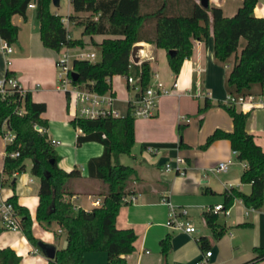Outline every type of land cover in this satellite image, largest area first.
<instances>
[{
	"label": "crops",
	"instance_id": "obj_1",
	"mask_svg": "<svg viewBox=\"0 0 264 264\" xmlns=\"http://www.w3.org/2000/svg\"><path fill=\"white\" fill-rule=\"evenodd\" d=\"M208 4L209 7H219L224 16H232L242 5V0H208ZM171 9L186 11L188 5L178 6L173 3ZM30 10L35 11V7L27 9L26 19L18 14L11 18L12 23L19 26L20 30L17 43L8 56V66L5 56L0 52V77L10 71L21 87L30 93L32 101L45 104L46 109L40 116L48 122L45 129L48 137L57 141L53 145L59 155L58 166L67 172L74 168L80 170V176L69 181V190L73 194L68 200L72 204L73 213L78 209L91 210L97 207L92 202L95 199L102 201L103 196L100 195L101 181L88 175L87 161L99 156L103 152V145L95 141L76 145V137L81 131L70 123L73 114L69 111L67 95L65 94V99L63 92L56 89L55 60L60 56V51L43 45L39 24L29 23L32 17ZM253 12L257 17H264L263 0L257 2ZM63 23L72 38H75L71 30L75 25L64 18ZM153 26L152 21L145 24L142 33L144 37L152 36ZM81 31L82 29L78 37L81 36ZM102 38L100 35L94 36L97 42ZM243 39H239L238 47ZM2 40L0 37V43ZM137 44L143 46L138 52L140 61L151 62L152 81L160 80L166 86H171L175 81L177 86L171 94L159 98L153 117L135 118L134 121L133 147L137 144L138 149L130 152L131 162L128 165L136 172L130 188L137 199L135 202L123 203L116 218L118 228H132L136 234L134 250L123 256L124 264H242L253 257L254 247H264V204L260 209H251L237 198L228 207V214L222 211L216 213L217 222L223 228L228 225L238 227V232L242 228L252 230L249 243L242 240L245 248L243 253L238 252L241 244L235 241L231 232L229 237L223 231L219 238H215L211 228L205 223L204 213L215 205H224L225 192L229 188L236 187L249 193L251 185L240 180L246 165L236 158L229 140L218 139L207 148H202L206 138L215 129L226 132L233 130L232 119L220 103H224L232 92L226 85V77L239 54L235 52L226 62H218L213 56L211 36L207 41L193 40L191 55L183 61L179 72L174 74L169 67L168 52L165 49L146 40ZM244 44L245 39L242 42ZM84 49L96 50L93 46ZM230 60L232 63L229 66ZM113 79L114 76L111 78L115 96L113 107L118 102L125 103L127 112L129 101L136 96V92L131 93L127 83H116ZM246 96L249 98L234 106L237 111L248 114L246 129L264 152V84H253ZM205 99L209 100L211 106L203 114H198ZM5 155L6 144L0 135V172ZM120 155L115 160L123 163ZM178 157L184 160L178 164L183 169V174L174 168L165 167L168 162L175 166ZM228 159L232 162L226 171L210 170L218 162ZM26 170L25 164L23 171L12 176L2 174L4 182L0 187L1 195L7 199L15 196L16 203L28 209L32 233L38 241L51 244L56 250L62 249L66 246V233L58 224L55 223L61 231L58 232L57 229L56 233H64L62 238L35 232V226L43 227L36 219L39 183L32 186L34 180ZM162 197H166L175 207L186 210L187 220L196 228L194 233L187 234L166 225L169 208L161 201ZM251 213L254 215L251 216ZM220 214L230 216L228 222H220ZM0 228V248H12L20 256L19 264H48L47 258L38 255L37 246L40 243L30 242L22 229L13 231L1 225ZM166 236H169L171 245L164 261L160 241ZM202 237L205 238V248L199 240ZM208 250L212 254L205 257ZM102 260H107L105 252H87L84 255V264H101ZM247 264H264V259Z\"/></svg>",
	"mask_w": 264,
	"mask_h": 264
},
{
	"label": "trees",
	"instance_id": "obj_2",
	"mask_svg": "<svg viewBox=\"0 0 264 264\" xmlns=\"http://www.w3.org/2000/svg\"><path fill=\"white\" fill-rule=\"evenodd\" d=\"M258 1L242 0V5L232 16H224L219 7H204L200 0H70L73 13L67 20L80 26L82 31L80 37L66 39L69 31L63 23L64 17L51 11L52 0H0V37L11 45L17 43L20 29L11 18L18 14L26 19L28 4L34 2L40 39L45 47L57 52L62 45L71 49L93 46L98 50V60L73 61V70L78 74L74 83L98 93L112 91L111 78L115 75L139 77L141 92L149 86L153 75L151 62L141 60L135 64L131 61L132 46L137 42L146 40L167 52L174 50L167 58L171 71L177 74L193 51V40L207 41L211 36L214 59L224 63L237 51L239 39L244 38L245 44L226 77V85L232 91L230 95H246L253 84H264V17H257L253 12ZM173 3L178 6L187 4L188 9L172 10ZM81 13L87 15L82 17ZM149 21L154 23L150 38L142 34ZM97 35L103 36L98 42L94 39ZM5 76L12 74L6 71ZM17 102V92L7 99L0 97V132L3 121L7 120L8 126L16 133L14 143L6 146L0 185L4 182L2 174L12 176L21 172L25 160H32L30 171L39 177L36 219L45 227L56 223L66 233V246L56 250L48 264H84L87 252H105L107 264H124L123 256L134 250L136 234L132 228H118L116 218L124 203L122 198L134 193L130 183L136 178V172L130 165L113 163L112 158L130 153L135 143V118L131 114V105L120 117L71 119V125L81 130L76 137L77 146L88 141L103 145V152L87 161L89 177L101 181L102 204L73 213L68 200L73 194L69 190V181L79 177L80 170L74 168L67 172L58 166L59 155L45 130L48 122L40 116L46 109L45 104L32 101L30 93L26 92L27 112L18 115L14 111ZM220 105L231 117L233 130L215 129L202 148L218 139L229 140L237 152L236 158L246 164L240 180L251 185L249 193L236 187L226 190L223 206H232L238 198L246 207L260 209L264 204V152L246 129L248 114L237 111L232 104ZM210 106L209 100L205 99L198 114H203ZM11 151H18L19 155L11 157ZM8 200L20 216L26 238L32 243H41L33 236L28 209L18 205L15 196ZM204 220L215 238L223 234L224 228L217 222L216 212L206 211ZM199 240L205 248V238ZM170 245L169 236L160 241L164 261ZM253 253V257L242 264L264 259V247H254ZM19 262L20 256L12 248H0V264Z\"/></svg>",
	"mask_w": 264,
	"mask_h": 264
},
{
	"label": "built area",
	"instance_id": "obj_3",
	"mask_svg": "<svg viewBox=\"0 0 264 264\" xmlns=\"http://www.w3.org/2000/svg\"><path fill=\"white\" fill-rule=\"evenodd\" d=\"M34 2L28 4V8H34ZM70 33L66 35V39H71ZM13 47L6 40H2L0 43V52L5 56V63L8 66L10 64V59L8 56L12 53ZM96 58V52L94 50H87L84 48L71 49L67 46L62 45L60 50V56L55 60L56 67V89L65 93L68 97L69 103L73 96L76 108L73 113V118H86L95 119L100 117H120L118 110L113 107L115 101V96L112 91L105 93H98L91 91L84 87V85H77L74 83L71 73L73 70V61L77 60H89L94 61ZM132 61V58H131ZM132 63H134L132 61ZM136 64V63H135ZM126 79V83L129 88H133L136 92V96L129 101L131 105V114L134 118H150L153 117L157 110L158 100L161 96L169 95L176 88L177 83L174 81L171 86H166L160 80L150 81L149 86L144 90L140 91L139 77L133 75H121ZM14 92L18 94V102L15 107V113L18 115L26 114L27 110L24 103V94L26 91L18 83L17 79L13 76H3L0 77V97L1 99H7L9 95ZM139 93V95H137ZM246 95L232 96L228 95L225 99V104L235 105L237 103H242L248 99ZM186 119V118H185ZM38 130H42L38 127ZM81 131V130H80ZM1 137L5 141L6 146L14 143L16 139V133L8 126L7 120H4L0 132ZM57 142L51 139V143ZM233 153L237 155V152L233 150ZM11 157H17L19 155L18 151H11L9 153ZM184 160L180 157L176 159V165L172 166L171 163H166L165 167L167 169L174 168L180 174L184 171L178 166L179 163H183ZM232 160L228 159L226 161H220L217 165L210 169L211 171H226ZM246 165V164H245ZM1 187V185H0ZM137 199L136 194H129L122 198L124 203L135 202ZM161 201L165 203L169 208V217L166 225L173 229L181 230L187 234H192L196 231V228L187 220V212L185 209L177 208L172 205L166 197H162ZM92 204L94 206H100L102 201L95 199ZM254 209V208H251ZM208 210L212 212L222 211L224 214H228V208H225L222 204L215 205ZM0 225L9 230H20L22 228L21 219L17 213L14 204L3 197L0 192ZM61 229H58L60 232ZM212 252L210 250L205 252V257L211 256Z\"/></svg>",
	"mask_w": 264,
	"mask_h": 264
},
{
	"label": "rangeland",
	"instance_id": "obj_4",
	"mask_svg": "<svg viewBox=\"0 0 264 264\" xmlns=\"http://www.w3.org/2000/svg\"><path fill=\"white\" fill-rule=\"evenodd\" d=\"M264 2V0H263ZM51 10L53 13L55 14H58V15H61L64 17V19H67L68 15L72 14L73 13V8H72V5H71V2L70 0H60V3L58 6H54L52 5L51 7ZM30 12H32V17L30 18L29 20V23H38L37 19H36V11L34 10H30ZM82 17H85L87 15V13H81L80 14ZM72 25H75L73 24L72 22ZM82 28L80 26H75L73 29L71 28L72 30V35L77 38L80 34V30ZM70 33V32H69ZM244 41V39L241 41V44L240 46L237 48V53L239 54L241 49L243 48L244 45H242V42ZM14 45L16 44H13V48H14ZM96 52V58L95 60H98L100 58V55H99V52L98 50H94ZM234 57V55H233ZM232 63V61H228V64L230 66V64ZM114 82L116 83H122V84H126V79L121 76V75H117V76H114ZM131 93H134V89L131 88ZM63 96L64 98L66 99V96H65V93H63ZM71 102L69 103V111L72 112V114L74 113V110L76 108V105H75V102L73 100V96L72 98L70 99ZM114 107L116 108V110H118L119 114L122 116L126 113V105L125 103H122V102H118L114 105ZM38 130V128H36ZM133 149H131V152H136V149H138V145L136 144L135 147H132ZM138 151V150H137ZM120 159H121V162H123L122 164H125V165H128L129 162H131V156H130V153H127V154H121L120 156ZM112 161L113 163L114 162H117L115 160V157L112 158ZM25 164H26V167H27V170L26 172L29 174V176L34 180V184L32 186H37V184L39 183V177L33 175L31 172H30V167H31V164H32V160L30 158L26 159L25 160ZM233 211V208L231 209V213ZM254 215L253 213H251V216ZM230 216H224V214H220V217H219V221L223 223V220H226L228 222ZM249 219H250V216H249ZM264 223V222H263ZM58 229V226L55 224V223H52L50 226H41V227H37L35 226V232H37L39 235H43V234H46L48 235L49 237L52 236V238H55V237H59L62 238V236H64L65 234L62 233V234H57L56 233V230ZM240 232H238V227H229L227 225V228H224V233L229 237V233L231 232L233 234L232 237H234L235 241H238L240 242V247H239V253H243L245 248H244V245H242V240L245 242V243H249V240L251 239L252 237V230H250L249 228L247 229H241L239 230ZM57 234V235H56ZM236 246V245H235ZM37 249L39 251L38 255H42L45 257V255L43 254L42 252V249L40 246H37ZM46 258V257H45ZM101 264H107V260L104 261L102 260L101 261Z\"/></svg>",
	"mask_w": 264,
	"mask_h": 264
},
{
	"label": "water",
	"instance_id": "obj_5",
	"mask_svg": "<svg viewBox=\"0 0 264 264\" xmlns=\"http://www.w3.org/2000/svg\"><path fill=\"white\" fill-rule=\"evenodd\" d=\"M59 1L60 0H52V5L58 6L59 5ZM200 3L204 7L209 6L208 0H200ZM142 47L143 46L141 44H137V43L132 46L131 58H132V61L134 63H139L140 57L138 55V52H139L140 49H142ZM174 52H175L174 50H169L168 51L169 54H173ZM71 76H72L73 81H77L78 80V74L75 71H73L71 73ZM36 128H38V127H36ZM39 246L41 247L42 252H43V254L45 255V257L47 259H53L54 258L55 252H56V248L53 245L48 244V243H40Z\"/></svg>",
	"mask_w": 264,
	"mask_h": 264
}]
</instances>
